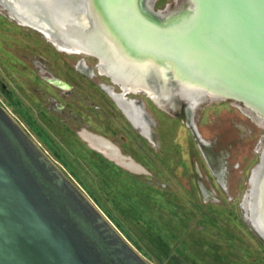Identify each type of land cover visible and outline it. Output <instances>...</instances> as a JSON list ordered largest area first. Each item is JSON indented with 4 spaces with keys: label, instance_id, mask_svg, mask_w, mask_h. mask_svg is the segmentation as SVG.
I'll use <instances>...</instances> for the list:
<instances>
[{
    "label": "rangeland",
    "instance_id": "obj_1",
    "mask_svg": "<svg viewBox=\"0 0 264 264\" xmlns=\"http://www.w3.org/2000/svg\"><path fill=\"white\" fill-rule=\"evenodd\" d=\"M152 2L175 15L189 0ZM104 85L121 91L95 55L0 9L1 105L151 264H264L243 199L264 149L259 116L233 98L189 109L180 96L127 92L145 107L148 137Z\"/></svg>",
    "mask_w": 264,
    "mask_h": 264
},
{
    "label": "water",
    "instance_id": "obj_2",
    "mask_svg": "<svg viewBox=\"0 0 264 264\" xmlns=\"http://www.w3.org/2000/svg\"><path fill=\"white\" fill-rule=\"evenodd\" d=\"M86 1L81 0L79 7L68 9L67 14L72 17L68 22L93 36L96 22L85 6ZM64 2L72 5L71 1ZM98 3L111 12L110 19L117 22L120 36L126 30L127 37L134 33L138 38L148 37L147 44L151 47L147 51L154 52L155 58L162 62L160 68L150 66L141 74L142 86L135 90L149 95L147 89L156 90L160 83H166L167 96L154 99L149 95L154 101L163 103L180 96L187 108L193 109L206 99L233 98L264 118V0H196L194 4L189 0L183 14L186 20L176 27L169 20L180 17L181 11L177 15H164L161 10L153 9L150 0L133 3L132 0H96ZM4 4L17 20L44 31L16 17L9 0ZM42 9L44 13H38L37 19L47 29L48 37L61 48L49 9ZM117 10L115 17L113 11ZM130 11L134 21L129 17ZM132 22L139 24L135 26ZM147 24L149 31L145 30ZM154 48L161 54L156 55ZM70 52L95 55L102 70L101 60L105 58L102 51L80 48ZM104 72L121 83L123 93L122 81L107 70ZM190 81H196L191 86L194 87L191 93L198 96L195 100L180 90L183 83ZM109 92L137 126L118 97L112 90ZM132 104L140 110L135 99ZM141 132L150 137L148 123ZM263 154L256 165L259 176L264 171ZM252 174L245 193L247 200L254 199L260 178L252 181ZM247 204L243 206L244 216L264 240V231L251 217L250 201ZM0 264H151L1 103Z\"/></svg>",
    "mask_w": 264,
    "mask_h": 264
},
{
    "label": "bare ground",
    "instance_id": "obj_3",
    "mask_svg": "<svg viewBox=\"0 0 264 264\" xmlns=\"http://www.w3.org/2000/svg\"><path fill=\"white\" fill-rule=\"evenodd\" d=\"M194 1L196 0H193V4ZM86 2L85 6L91 11L96 22L97 31L93 36L91 34L83 33L76 25L69 24L68 19H71L72 17L68 16V9L71 7L74 9V7L70 3L64 2V0H9V7L13 14L23 22L34 24L42 28L45 33L48 34L47 29L43 27L37 19L38 13H44L42 8L47 7V9H49L48 14L52 26L56 29L57 36L60 37V41L57 42L58 46H63L72 51H78L80 48L85 50L102 51L105 58L101 60V68L104 71L107 70L112 73L115 78L121 80L125 91L138 92V90L135 89L142 86L141 74L146 71V69H149L150 66L160 68L162 65V62L155 58L154 52L151 53L147 51V49L151 47L147 44L150 42L149 38L147 37L148 40L143 36L142 38H138L135 33L130 36L128 35L127 37L128 33L126 30L123 31L125 35H123V37L120 36L117 22L110 19V15H112L111 12L105 8V6L99 5L100 3L97 5L96 0H87ZM133 2L134 0H132V3ZM77 5H81V0H78ZM186 11L187 9L181 11L182 14L180 17L173 16L172 19L169 20L171 22L170 25L176 27L177 25L184 24L186 19L185 16L183 17V14H185ZM113 13L114 16L117 17L118 10L116 12L113 11ZM129 17L131 18V21H134L131 11ZM131 24L137 26L139 23L136 24V22H132ZM131 27L133 29L135 28L134 26ZM148 29L149 26L147 24L145 30L149 31ZM122 38H124V42ZM154 49L157 50L155 53L156 55L161 54L158 49ZM195 82L196 81H190V84L183 83L180 87V90L190 100L198 98L196 94L191 93V91H194V87L192 88L191 86H193L192 84ZM158 86L159 87L156 90L153 88L147 89L148 94L154 99L166 97L168 94L166 83H160ZM243 106L248 111L252 109L248 105ZM256 114L259 115L258 112ZM258 119L264 123V118L260 115ZM258 171L259 166H257V169L253 171L252 174V181L256 179V177H260L258 179V186L255 188L256 194L254 199H248V201L251 203L249 206L253 221L262 231H264V171L260 176Z\"/></svg>",
    "mask_w": 264,
    "mask_h": 264
},
{
    "label": "flooded vegetation",
    "instance_id": "obj_4",
    "mask_svg": "<svg viewBox=\"0 0 264 264\" xmlns=\"http://www.w3.org/2000/svg\"><path fill=\"white\" fill-rule=\"evenodd\" d=\"M69 1V0H68ZM71 2H72V6L73 7H79V6H75V5H77V2H78V0H70ZM150 1H152V0H150ZM4 2H5V0H0V9H1V11L3 10V11H5V13L10 17V18H12V19H14L17 23H19V24H22V25H26V26H29V27H31V28H33V29H35V30H37V31H39V32H41L42 33V35L45 37V38H47V39H49L54 45H55V43L48 37V34H46L44 31H41V30H39L37 27H33V26H31V25H28V24H24V23H22V22H20L19 20H17V18H15L14 16H12L11 14H10V11H9V9L5 6V4H4ZM152 4H153V2H152ZM153 7V6H152ZM61 45V44H60ZM56 46V45H55ZM61 48L60 49H62V50H65V51H68V52H70V51H72V50H68V49H66L65 47H63V46H60ZM65 48V49H64ZM98 59V58H97ZM99 67V66H98ZM99 71L100 72H103V73H105L104 72V70L102 69H100V67H99ZM106 74V73H105ZM109 76V75H108ZM111 78V77H110ZM112 79V78H111ZM113 80V79H112ZM114 81V80H113ZM114 82H117V83H119L118 81H114ZM104 86H107L108 87V89L107 88H105L106 90H107V92L110 94V90H112V92L118 97V99L120 100V103L122 104V106L124 107V105H123V102H125V105H127L128 106V108L127 109H125L126 110V112L129 114V116L131 117V119H137V120H139V121H143L144 123H148V115L146 114V110H145V107L143 106V104H141V103H138L136 100V103L138 104V105H140L141 107H140V110L139 109H137V108H135V105H133L132 104V99H134V98H132V97H128V96H126V93L127 92H130V91H125L124 90V88H123V90H124V92L123 93H121V91H122V87H121V83H120V88H121V91H115L114 89H113V86L112 85H104ZM146 93V92H145ZM111 95V94H110ZM112 96V95H111ZM113 97V96H112ZM115 100V99H114ZM117 103V102H116ZM120 107V106H119ZM124 112V111H123ZM125 114V113H124ZM129 119V118H128ZM132 123V122H131ZM133 124V123H132ZM136 127H138V126H136ZM139 128V127H138ZM264 152V149L262 150V152H261V155H260V159H261V156H262V153ZM260 161V160H259ZM254 169V170H253ZM252 170H251V172H250V175H251V173H253L252 171H255L256 169H257V166H255L254 168H253ZM250 175H249V178H250ZM249 178H248V182H249ZM243 199H244V203L246 204V206H247V198L245 199V195L243 196ZM242 199V200H243ZM247 200V201H246ZM242 207H243V205H242Z\"/></svg>",
    "mask_w": 264,
    "mask_h": 264
},
{
    "label": "trees",
    "instance_id": "obj_5",
    "mask_svg": "<svg viewBox=\"0 0 264 264\" xmlns=\"http://www.w3.org/2000/svg\"><path fill=\"white\" fill-rule=\"evenodd\" d=\"M39 136H40V138L42 139V140H44V141H47L45 138H46V136L45 135H43V132L42 133H39Z\"/></svg>",
    "mask_w": 264,
    "mask_h": 264
}]
</instances>
